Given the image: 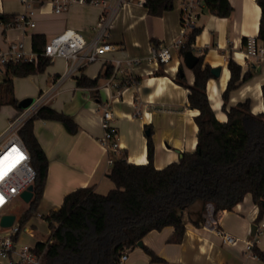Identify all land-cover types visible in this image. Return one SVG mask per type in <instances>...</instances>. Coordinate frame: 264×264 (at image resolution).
Returning a JSON list of instances; mask_svg holds the SVG:
<instances>
[{
    "label": "crops",
    "instance_id": "1",
    "mask_svg": "<svg viewBox=\"0 0 264 264\" xmlns=\"http://www.w3.org/2000/svg\"><path fill=\"white\" fill-rule=\"evenodd\" d=\"M105 5L73 3L66 10L56 13L50 0H34L31 15L34 26H8L0 19V48L9 42L23 44L24 51L34 54L32 35L42 34L46 43L66 29L79 32L87 43L95 39H106L114 50L103 59L79 64L71 73L67 72L69 61L56 57L44 71L25 77H13L14 97L19 101L30 98V104L19 110L11 105H2L0 112L6 116L0 133H4L9 121L20 112L31 107H51L69 116L66 123L36 117L33 132L48 159V175L42 200L48 196V214L57 210L63 197L77 187L93 185L95 191L106 193L111 187L107 173L110 165L105 162L100 143L103 134L101 113L108 108L110 126L116 131V143L120 154L128 162H147V139L145 126L151 129L153 141V164L161 169L177 161L179 151L192 152L196 145L197 125L194 117L198 110L188 106V89L178 84L174 76L182 65L187 82L192 84L193 73L183 65L182 55L171 50V59L162 64L164 74H156L160 64L151 58L152 46L170 45L180 32V2L175 0L171 10L160 16L151 15L144 6L145 0H104ZM232 6L229 16L220 17L208 11L205 4L199 9L196 34L192 43L194 54L202 57L203 63L211 67L220 66L218 78L207 81L206 93L215 116L226 120L221 110L222 97L229 78V58L241 65L242 72L251 68L253 76L231 92L228 105L245 98L251 100V111L264 109L261 85L264 84V55L246 56L243 37L256 39L261 9L255 0H228ZM25 11L20 0H0L1 15H19ZM109 24L103 29L104 20ZM261 45V42L257 40ZM118 59L119 66L114 65ZM127 59H138L139 64L128 67ZM107 66L112 68L109 77H101L93 87L77 86L81 77L96 78L103 75ZM4 70L0 68V82ZM137 78V82H134ZM196 201L184 211L185 232L180 243H170L168 238L174 231L172 226L151 230L142 238V244L160 260L154 261L142 247L128 248L125 264H264L253 252L255 244L264 252V215L256 222L258 207L250 194L231 210L212 215L211 204H206L205 221L199 226L192 220L201 209ZM9 208L0 213H11ZM39 213V212H37ZM39 215V214H38ZM256 224L255 233L251 225ZM236 238L234 244L223 243L218 231ZM24 231L33 236L25 227ZM31 232V233H30ZM49 233V228H48ZM23 237H17V243ZM42 240H35L33 243Z\"/></svg>",
    "mask_w": 264,
    "mask_h": 264
},
{
    "label": "trees",
    "instance_id": "2",
    "mask_svg": "<svg viewBox=\"0 0 264 264\" xmlns=\"http://www.w3.org/2000/svg\"><path fill=\"white\" fill-rule=\"evenodd\" d=\"M261 9L256 40L261 42L264 55V0H255ZM175 0H145L148 13L160 16L173 8ZM209 12L229 16L232 6L228 0H204ZM15 15H1L2 23L12 22ZM198 29L194 28L179 53L192 50ZM242 43L246 45L247 38ZM46 44L44 35H32V60L7 62L0 68L4 78L0 82V107H17L13 92V77H25L44 71L50 58L43 55ZM156 74H164L161 69ZM182 65H179L181 68ZM229 78L221 93V110L226 120L216 118L206 93V84L214 78L211 66L199 57L191 69L194 80L187 82L186 75L177 71L174 80L188 89V106L198 110L194 117L197 125L196 145L192 152L179 151L177 161L161 169L153 164V141L151 129H145L147 139V162L134 164L125 155H112L113 163L107 176L112 187L106 193L95 191L94 186L77 187L64 195L61 206L44 216L49 228L46 241L36 242L42 251V264H119L124 248L137 246L151 230L172 226L170 243H180L185 232L184 211L194 202H201V209L191 221L199 226L205 221L206 204H211L212 215L222 210H231L243 201L246 194L258 207L256 222L264 215V109L251 111V100L245 98L228 105L230 94L254 73L251 68L242 72L241 65L229 58ZM112 68L107 66L103 75L91 79L81 77L77 86L93 87L101 77H109ZM134 78V82H137ZM264 106V84L261 85ZM36 117L68 122L69 116L48 106H42L36 115L26 120L18 134L27 147L36 176L33 196L28 208L18 218L21 227L36 212L42 198L48 175V159L33 132ZM113 139V137H112ZM18 235L14 236L17 239ZM142 249L154 261L160 260L142 244ZM254 254L264 262V252L255 244ZM20 264V263H15Z\"/></svg>",
    "mask_w": 264,
    "mask_h": 264
},
{
    "label": "built area",
    "instance_id": "3",
    "mask_svg": "<svg viewBox=\"0 0 264 264\" xmlns=\"http://www.w3.org/2000/svg\"><path fill=\"white\" fill-rule=\"evenodd\" d=\"M25 11L5 25L17 27H32L34 21L31 17L33 13L32 2L34 0H20ZM180 2V32L178 37L170 45L152 46L150 48L151 58L159 64H166L171 59V50L179 48L187 41L188 34L196 28V20L199 18V9L204 6V0H179ZM53 10L60 13L66 10L73 3H89L92 5H105L104 0H50ZM109 24V18L104 20L105 28ZM245 55L263 56V47L257 43L253 37L247 39ZM114 50V45L106 39H95L87 43L83 36L74 29H66L50 39L44 47L43 55L50 58L63 57L69 61L67 72L71 73L79 64L90 63L103 59L106 53ZM36 55L28 54L24 51L23 44L9 42L5 49L0 48V67L7 62H17L19 60H32ZM119 60L115 59L114 65L119 66ZM139 64L138 59H127L126 65L133 67ZM37 107H31L20 112L11 119L8 128L4 133H0V159L7 156L8 160L0 165V212L9 206L11 202L24 191L29 185H33L36 172L31 163L30 153L18 134L19 128L29 118L36 115ZM111 112L108 108H103L101 113V126L103 134L100 143L107 152V164L112 165V155L120 154L116 143V131L110 126L108 120ZM113 137V139H112ZM13 149L16 151L13 152ZM22 157V158H21ZM21 227L15 220L11 226L0 231V264H42V251L28 243H17L14 236L19 235ZM31 233V232H30ZM223 243L234 244L236 238L224 231L219 230ZM128 248H124L119 256V264H125L127 260Z\"/></svg>",
    "mask_w": 264,
    "mask_h": 264
},
{
    "label": "rangeland",
    "instance_id": "4",
    "mask_svg": "<svg viewBox=\"0 0 264 264\" xmlns=\"http://www.w3.org/2000/svg\"><path fill=\"white\" fill-rule=\"evenodd\" d=\"M3 122L4 123L7 122V119H6V116L0 112V127L3 126L4 124ZM1 130L2 129L0 128V132ZM104 160L106 162L107 155H105ZM29 203L30 201L25 202L20 198V196L16 197L11 202L10 204L11 207L9 210L11 211L12 214L15 215V220L17 222H18V218L20 217L21 213L28 208ZM8 208H9L8 206L3 208L1 212H3L4 210ZM46 210H48V196H46L42 200L40 208L36 209V212L30 217V219L21 226V232L19 234V238L23 237V239L21 240L22 242L33 243L36 239L42 240V241H46L48 239L49 237L48 224L44 219V216L47 215V213L45 212ZM25 227H28L32 231L33 233L32 237H30L29 234L24 231ZM2 230L3 228L0 227V231Z\"/></svg>",
    "mask_w": 264,
    "mask_h": 264
},
{
    "label": "water",
    "instance_id": "5",
    "mask_svg": "<svg viewBox=\"0 0 264 264\" xmlns=\"http://www.w3.org/2000/svg\"><path fill=\"white\" fill-rule=\"evenodd\" d=\"M183 59V65L187 69H192L198 62L199 56L194 54L192 50H188L183 53L182 55ZM211 73L214 76V78H218L220 76L221 72V67L220 66H215L211 67ZM178 72L182 75L184 73L183 67L178 68ZM32 100L30 98L23 99L19 101L18 107L19 108H26ZM149 130L146 129L145 133L148 134ZM33 196V185H29L24 191L21 192L20 198L25 201L29 202L32 199ZM15 221V215L12 213H5L0 216V227L2 228H7L12 225V223ZM257 229L256 224L251 225V233H255ZM137 246H142V241L137 242Z\"/></svg>",
    "mask_w": 264,
    "mask_h": 264
},
{
    "label": "snow or ice",
    "instance_id": "6",
    "mask_svg": "<svg viewBox=\"0 0 264 264\" xmlns=\"http://www.w3.org/2000/svg\"><path fill=\"white\" fill-rule=\"evenodd\" d=\"M16 150L15 149H13V152H15ZM22 158V157H21ZM8 160V157L7 156H5V157H3L2 159H0V165H3L6 161ZM3 172H0V178H2V176H3Z\"/></svg>",
    "mask_w": 264,
    "mask_h": 264
}]
</instances>
